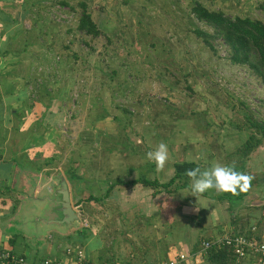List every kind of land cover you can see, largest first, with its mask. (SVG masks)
Listing matches in <instances>:
<instances>
[{
  "label": "rangeland",
  "instance_id": "obj_1",
  "mask_svg": "<svg viewBox=\"0 0 264 264\" xmlns=\"http://www.w3.org/2000/svg\"><path fill=\"white\" fill-rule=\"evenodd\" d=\"M39 1L33 0V21H21L22 28L5 42L7 49L4 47L0 55H11L5 52L13 47L17 52L22 48L20 41H27L28 31H32V35L47 40L27 46L20 54L40 58L37 71L43 73L39 75L44 81L41 86L50 82L47 88L55 93L62 77L68 79L72 94L65 103V121L57 126L58 134H64L59 145L63 156L60 165L75 169L84 178L73 190L71 203L80 219L72 226L99 235L107 244L116 245L114 248L120 246L119 252L126 251L128 243L148 244L144 227L149 223L139 217V206L123 204L124 190L118 187L111 192L113 196L105 197L108 183L103 180L122 176L126 181L135 159L140 155L146 158L160 142L169 149L168 162L156 173L163 181L170 177L171 163L197 160V154L222 152L238 157V161L246 160L239 149L252 130L249 118L264 121V84L248 66L231 63L222 38L213 39L215 51L196 34L197 29L211 34L214 29L198 20L192 7L201 2L231 16L264 20L259 7L264 0ZM82 2L101 25L99 36L78 29ZM16 23L21 25L19 20ZM73 103V108L67 109ZM171 137L175 138L169 142ZM228 161L233 162L232 158ZM153 167L156 165L140 174L154 177ZM130 176L134 177L132 172ZM187 181L189 187L178 200L192 196V180ZM143 192L131 195L134 202L144 197L154 199L158 193ZM175 192L174 186L163 190L160 197L164 203L143 205L142 212L147 216L161 213L159 221H165L166 209L171 214L178 205L168 201L177 196ZM90 195L102 199L92 200ZM194 222L196 237L203 231L201 224ZM130 232L143 237L128 239ZM202 247L198 244V251ZM126 258H131V263L147 260L135 251L132 256L128 252L116 254L115 260Z\"/></svg>",
  "mask_w": 264,
  "mask_h": 264
},
{
  "label": "crops",
  "instance_id": "obj_2",
  "mask_svg": "<svg viewBox=\"0 0 264 264\" xmlns=\"http://www.w3.org/2000/svg\"><path fill=\"white\" fill-rule=\"evenodd\" d=\"M45 2L49 1L40 0L38 3L44 4ZM35 6L33 0H0V53L6 48L5 42L7 40L9 42L14 37V33L22 28L21 21H29V19L30 22L33 21L30 15H33ZM17 20L21 25H17ZM33 26L37 28L40 25ZM28 32L30 35H27V41H20L22 48L16 52L13 50L17 48L13 47L5 52L6 55H11H0L1 247L25 256L30 262L47 257L71 262L75 260L76 255L75 251L68 253V249L81 247L87 260L94 264H100L111 258L115 259L116 254L121 255L128 252L132 256L134 251L147 259L141 261L154 263L179 252H195L198 250V244L201 245L204 241L216 242L228 233L255 235L256 238L264 241V156L260 155L264 154V141L262 146H258L248 154L245 161H238V157L235 158L233 155L228 157L229 154L222 152L219 154L214 152L213 155L207 156L195 154L197 160L175 161L171 163L170 177L167 181L161 180L160 176L156 175L160 170L155 167L152 171H154V177L157 178L140 174V172L146 173L152 165H155L154 162H150L141 155L135 159L136 163L128 168L126 181L122 176L114 180L110 178H107V181L103 180L108 183V188L109 185L118 181L128 182L137 178L157 179L164 183L174 177L178 167L186 170L199 167L204 170L205 167L209 169L214 163L231 164L232 162L228 161L229 158L235 162L237 171L254 177L251 188L242 200H235L231 192H219L214 188L203 194H197V197L192 195L185 197L184 200H178L179 195L184 194V188H179L175 192L177 196H172L175 198L171 197V200H168L171 204L174 201V204L178 205L174 207L175 210L171 214L169 209H166L165 216L167 218L165 221H159L161 213L147 216L145 211L142 212L144 206H155V201H158V204L164 203L160 196L165 189L156 188L159 194L157 193L154 199L144 197L134 202L131 195L136 196V193L142 190L144 192L141 194L146 195L147 191L153 193L156 189L142 184L116 185L111 192L119 188L123 189L124 197H126L124 198L126 203L123 204L138 205L139 217L144 219L146 224L149 223L144 225V230H146L144 236L147 240L149 239L147 243L150 245L137 246L128 243L126 251L124 249V252L123 250L119 252L120 246L114 248L116 245L107 244L99 235L91 231L87 230L84 236L79 234L80 229H76L72 225L56 224L53 219L63 218L60 217L62 213L47 210V202L44 201L47 191L50 190L52 194L59 195L60 182L65 179L72 202L75 195L74 187L78 180H84L75 169L69 170L68 167L60 165L63 156L61 157L62 149L59 145L61 146V141H63L61 135L64 136V134H58L57 126L62 123V120L65 121L62 119L64 118L62 117L63 112H66L65 103L70 100L69 95L72 94V91H70L68 79L64 77L62 79L60 77L62 81L60 89H56L55 93L51 87L47 88V84L50 82L41 86L44 81H42L43 77L39 78V75L43 73L40 74L37 71L41 68L40 58L33 57L28 53L20 54V52L27 46H33L38 42L44 44L47 39L45 40L44 36L41 38L32 35V31ZM34 36L35 38H33ZM10 46L12 45L10 44ZM73 105L74 103L67 109H72ZM174 138L171 137L169 142H172ZM109 150L111 151V149ZM257 161L259 162L257 163ZM255 164L258 168H255ZM131 172L134 177L130 176ZM116 187L118 188L116 189ZM166 191H170V189ZM111 192L109 195L113 196ZM148 218L152 219L147 222ZM195 220L201 224L200 227L203 231H198L196 237L194 236ZM253 227H255L254 231H252ZM128 235L130 236L128 239L143 237V235L133 236L134 233L131 232ZM123 248H125L124 243ZM131 248L134 251H131ZM41 253H43V257L40 256ZM204 258L207 260V256ZM130 259L115 261L126 262ZM204 263L206 261L203 259L198 262V264ZM243 264H258V260L256 256L250 255L243 261Z\"/></svg>",
  "mask_w": 264,
  "mask_h": 264
},
{
  "label": "trees",
  "instance_id": "obj_3",
  "mask_svg": "<svg viewBox=\"0 0 264 264\" xmlns=\"http://www.w3.org/2000/svg\"><path fill=\"white\" fill-rule=\"evenodd\" d=\"M83 12L80 17L78 29L92 36L101 34L100 26L92 18L91 13L87 9L85 2L80 3ZM260 9L264 11V3L260 4ZM193 14L198 20L204 22L214 29V33H209L202 29H197L196 34L204 39V42L216 51L213 39L222 38L229 49V60L233 64L246 65L252 72L258 76L264 84V20L251 18L249 16H231L221 10H212L204 6L201 2H196L192 7ZM251 119V132L248 139L243 143L239 152L243 158H247L248 154L257 148L264 141V121ZM186 169L178 167L176 174L168 182L161 183L157 179L137 178L128 182L118 181L109 185L105 193L107 197L113 188L118 184L127 183L129 185L142 184L149 188H163L169 190L174 186L176 190L179 188L189 187V178L186 174ZM181 182V183H178ZM158 192V189L155 190ZM233 194L235 200H242L246 192ZM92 200H101L100 197L89 196ZM87 229H80L79 234L84 235ZM85 236V235H84ZM257 239H259L257 237ZM235 257V258H234ZM236 256L234 250L229 246L210 247L207 255V260L210 264H232L235 262ZM113 262L115 259L106 260Z\"/></svg>",
  "mask_w": 264,
  "mask_h": 264
},
{
  "label": "built area",
  "instance_id": "obj_4",
  "mask_svg": "<svg viewBox=\"0 0 264 264\" xmlns=\"http://www.w3.org/2000/svg\"><path fill=\"white\" fill-rule=\"evenodd\" d=\"M255 227L252 228V231ZM200 251L195 252H179L176 255L162 259L160 261L149 263L146 261H131L126 262H108L103 261L101 264H198L199 261L208 255L210 247L229 246L234 250L236 260L232 264H243V261L251 256H256L258 264H264V241L257 239L255 235H248L245 233H228L222 236L216 242L204 241ZM76 258L74 261L68 262L63 259L44 258L36 262H30L25 256L17 254L10 249L0 246V264H93L87 260L86 254L81 247L69 248L68 253L74 252Z\"/></svg>",
  "mask_w": 264,
  "mask_h": 264
},
{
  "label": "clouds",
  "instance_id": "obj_5",
  "mask_svg": "<svg viewBox=\"0 0 264 264\" xmlns=\"http://www.w3.org/2000/svg\"><path fill=\"white\" fill-rule=\"evenodd\" d=\"M146 158L155 163L157 170H163L169 160V149L166 143L160 142L155 150L148 151ZM185 174L191 178V194L197 197V194H203L210 189H216L219 192H231L239 194L246 192L251 188V182L254 179L249 174L236 170L235 162L227 165L214 163L209 169L201 170L199 167L186 170Z\"/></svg>",
  "mask_w": 264,
  "mask_h": 264
},
{
  "label": "water",
  "instance_id": "obj_6",
  "mask_svg": "<svg viewBox=\"0 0 264 264\" xmlns=\"http://www.w3.org/2000/svg\"><path fill=\"white\" fill-rule=\"evenodd\" d=\"M60 186L61 189L59 195L52 194V191L50 190L47 191V194L44 197V201L47 202V210L59 211L62 213L61 216L60 214L59 216L63 218L53 219L56 224L74 225L80 217L78 212L74 210L72 206L69 189L65 179L60 182Z\"/></svg>",
  "mask_w": 264,
  "mask_h": 264
}]
</instances>
